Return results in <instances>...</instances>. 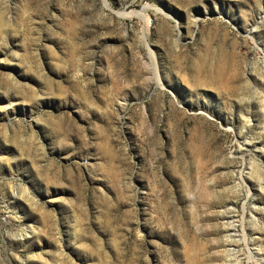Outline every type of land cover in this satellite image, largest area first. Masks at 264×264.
<instances>
[{
  "label": "rangeland",
  "instance_id": "374dc122",
  "mask_svg": "<svg viewBox=\"0 0 264 264\" xmlns=\"http://www.w3.org/2000/svg\"><path fill=\"white\" fill-rule=\"evenodd\" d=\"M259 261L264 0H0V264Z\"/></svg>",
  "mask_w": 264,
  "mask_h": 264
},
{
  "label": "bare ground",
  "instance_id": "6f19581e",
  "mask_svg": "<svg viewBox=\"0 0 264 264\" xmlns=\"http://www.w3.org/2000/svg\"><path fill=\"white\" fill-rule=\"evenodd\" d=\"M131 14H124V13H118V16L119 17H122V18H124V17H128V16H130ZM256 172H255V170H249L248 171V173H247V176H249V177H252L253 175L254 176H256V174H255ZM231 226V225H230ZM231 228V227H230ZM234 228V227H233ZM242 229H244V227H242ZM237 243V242H236ZM253 253H249V256L250 257H252L251 255H252ZM254 256H258L257 254H254ZM263 262L262 261H259V263L258 264H262ZM236 264H238V262L236 263Z\"/></svg>",
  "mask_w": 264,
  "mask_h": 264
}]
</instances>
